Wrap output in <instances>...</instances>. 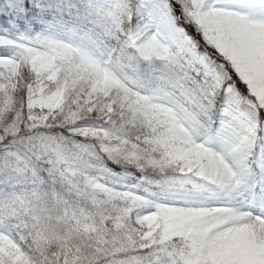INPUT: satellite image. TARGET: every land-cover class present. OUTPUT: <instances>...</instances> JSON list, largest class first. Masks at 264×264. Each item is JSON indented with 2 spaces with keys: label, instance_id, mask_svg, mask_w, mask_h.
I'll return each mask as SVG.
<instances>
[{
  "label": "snow or ice",
  "instance_id": "obj_1",
  "mask_svg": "<svg viewBox=\"0 0 264 264\" xmlns=\"http://www.w3.org/2000/svg\"><path fill=\"white\" fill-rule=\"evenodd\" d=\"M0 264H264V0H0Z\"/></svg>",
  "mask_w": 264,
  "mask_h": 264
}]
</instances>
